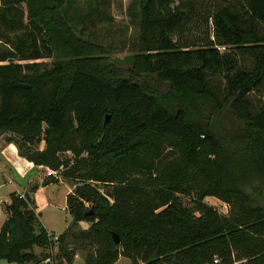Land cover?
<instances>
[{"label":"trees","instance_id":"trees-1","mask_svg":"<svg viewBox=\"0 0 264 264\" xmlns=\"http://www.w3.org/2000/svg\"><path fill=\"white\" fill-rule=\"evenodd\" d=\"M195 1L136 0L125 73L77 34L72 0H0V137L76 186L57 240L12 194L0 261L44 264L57 244L56 264H264V0ZM195 18L199 45L182 39Z\"/></svg>","mask_w":264,"mask_h":264},{"label":"rangeland","instance_id":"rangeland-1","mask_svg":"<svg viewBox=\"0 0 264 264\" xmlns=\"http://www.w3.org/2000/svg\"><path fill=\"white\" fill-rule=\"evenodd\" d=\"M136 0H72V4L68 8V16L72 20L78 35H81L87 40H91L103 45L109 54V58L113 61L114 65L121 68L125 73L130 66L131 57L137 53L139 26L137 25L136 18L133 10ZM196 8H199L202 13L208 15L212 5L216 2L214 0H196ZM140 6H137L136 11L139 12ZM200 21V20H199ZM139 22V20H138ZM195 18L192 20V27L190 32H187L182 39L188 42H196L198 45L202 40L206 39L207 26L202 22L198 24ZM194 24H197L194 26ZM7 48L4 43L0 44V56ZM223 52L224 48H220ZM53 59H45L41 62L51 64ZM63 157L71 158V154H65ZM46 171V177L47 172ZM58 173V172H57ZM64 184L75 190V183L73 181L64 180ZM67 187H62V189ZM63 200V193H62ZM183 203L190 207L192 205L189 198L183 197ZM205 202L211 207L216 208L221 214H228L229 206L221 200L208 197ZM63 207V205H62ZM62 224L65 218L71 222L73 219L68 212L62 209ZM89 224L84 223L82 229L87 228ZM58 245L48 252L52 254L53 260L58 254ZM83 257L81 254L77 255L74 264H82ZM0 264H10L7 261H0ZM117 264H132L126 258H120ZM141 264V263H140Z\"/></svg>","mask_w":264,"mask_h":264},{"label":"crops","instance_id":"crops-1","mask_svg":"<svg viewBox=\"0 0 264 264\" xmlns=\"http://www.w3.org/2000/svg\"><path fill=\"white\" fill-rule=\"evenodd\" d=\"M12 137L9 133L0 137V230L8 219L5 208L11 203V195L18 194L34 200L42 226L52 240H57L72 224L67 218L62 224L61 215L62 209L68 212L67 197L72 193V188L63 183L62 177L52 183V178L46 177V171L50 169L35 166L22 158L16 145L9 140ZM39 149L43 150L44 146ZM63 186L67 188L62 189ZM84 223H80L79 227L82 228ZM35 252L40 254L43 250L36 248Z\"/></svg>","mask_w":264,"mask_h":264},{"label":"built area","instance_id":"built-area-1","mask_svg":"<svg viewBox=\"0 0 264 264\" xmlns=\"http://www.w3.org/2000/svg\"><path fill=\"white\" fill-rule=\"evenodd\" d=\"M47 177H54V178H59V174L56 171L49 170L47 172ZM44 264H53L52 258H48L45 260ZM215 264H219V260H215Z\"/></svg>","mask_w":264,"mask_h":264},{"label":"water","instance_id":"water-1","mask_svg":"<svg viewBox=\"0 0 264 264\" xmlns=\"http://www.w3.org/2000/svg\"><path fill=\"white\" fill-rule=\"evenodd\" d=\"M109 116H107L106 117V124H108V122H109ZM93 214V213H92ZM114 240H115V242L117 243V244H119L120 243V239H119V237L116 235V234H114Z\"/></svg>","mask_w":264,"mask_h":264}]
</instances>
